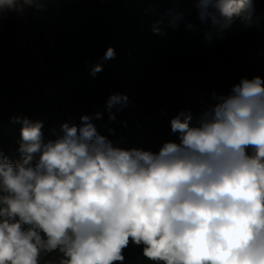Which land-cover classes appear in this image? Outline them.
<instances>
[{
  "label": "clouds",
  "instance_id": "clouds-1",
  "mask_svg": "<svg viewBox=\"0 0 264 264\" xmlns=\"http://www.w3.org/2000/svg\"><path fill=\"white\" fill-rule=\"evenodd\" d=\"M21 3L32 0H0V13ZM196 8L218 38L235 17L245 27L260 20L253 0H196ZM168 15L172 28L184 19ZM115 55L109 47L105 59ZM211 98L200 114L172 116L177 139L157 152L101 134L95 121L106 111L115 123L131 103L118 92L48 138L42 121L12 117L22 159L0 152V264H42L52 252L60 258L43 264H122L130 242L155 264H264V78L241 77Z\"/></svg>",
  "mask_w": 264,
  "mask_h": 264
},
{
  "label": "rangeland",
  "instance_id": "rangeland-1",
  "mask_svg": "<svg viewBox=\"0 0 264 264\" xmlns=\"http://www.w3.org/2000/svg\"><path fill=\"white\" fill-rule=\"evenodd\" d=\"M163 1L124 0L119 8L116 0L73 2L89 13L103 16L105 21L116 15V10L121 14L116 26L126 35H118V44L128 64L115 71L112 90L116 92L118 87L131 101L126 107L130 119L121 118V112L115 113L134 137L128 149L136 147L157 152L165 141L177 139L170 134L169 119L178 111L191 109L194 114H200L215 103L211 98L213 92L227 94L241 77L264 78V0L255 10V16L260 17L258 26L243 24L234 32L223 31L222 38L217 37V29H212L209 31L212 39H206L202 46L183 42L174 35L177 27L169 26L170 10ZM21 4L17 9L0 13V20L19 23L22 12L33 15L41 32V60L56 73L53 74L55 83L49 77H43V83L55 86L51 94L56 91L62 99L56 116L54 111L55 125L69 118L75 121L80 110L91 107L89 101L93 95L83 93L79 78L60 71L56 54L57 32L64 28L60 14L55 12L47 19ZM25 31L22 26L14 52L22 60L31 56L37 59L35 50L28 46ZM42 41L47 48L42 47L44 55L40 49ZM83 43L88 47L101 46L92 38ZM158 127L162 131H155Z\"/></svg>",
  "mask_w": 264,
  "mask_h": 264
},
{
  "label": "trees",
  "instance_id": "trees-1",
  "mask_svg": "<svg viewBox=\"0 0 264 264\" xmlns=\"http://www.w3.org/2000/svg\"><path fill=\"white\" fill-rule=\"evenodd\" d=\"M123 1L116 0V7L119 8ZM260 1L253 0L255 10L261 4ZM73 2L74 0H32L31 4L22 3L21 6L29 7L31 11L47 19L55 12L60 14L61 25L64 27L62 31L57 32L56 37V54L60 71L79 78L83 93L93 95L92 100L89 101L91 107L76 114L74 119L79 123L82 115L103 110L110 94L117 92L123 94L118 87L116 92L112 90L113 84L115 85L113 75L117 68L127 65L128 61L120 52L118 44V35H126L123 29L116 26L121 20V14L116 10V15L105 21L103 16L89 13L88 9ZM163 2L169 10L183 14L184 17L174 35L183 42L202 46L209 31L215 28L210 21L202 23L199 20L196 0H164ZM188 24L193 27L189 28ZM243 24L240 17H235L230 27L224 31L234 32ZM22 26L24 24L21 22L0 20V152H3L13 163L20 161L22 154L18 151L21 124L14 123L12 117L23 116L32 121H42L43 128L47 130L55 120L52 85L45 86L43 83V77L48 76L40 67L38 59L31 56L22 60L14 52ZM89 38L99 41L101 46H86L83 42ZM43 43L42 41L40 49L44 55ZM109 47L115 50L116 55L114 58L105 59ZM231 61V64H234L232 59ZM97 65H101L102 70L93 76L92 70ZM51 71L56 74L53 68ZM121 113V118L125 120L131 118L126 108ZM158 118H160L159 112ZM95 122L101 134L108 135L113 141L121 140L120 147L128 149L134 141V137L120 123V117H116L115 123L109 124L105 111L103 119ZM105 124L114 129V135L107 133ZM155 131H162V128L158 127ZM142 249L143 245L135 243L128 245L122 253L124 256L122 264H155L143 256ZM59 258L58 252L49 253L43 257L42 264L44 261Z\"/></svg>",
  "mask_w": 264,
  "mask_h": 264
},
{
  "label": "built area",
  "instance_id": "built-area-1",
  "mask_svg": "<svg viewBox=\"0 0 264 264\" xmlns=\"http://www.w3.org/2000/svg\"><path fill=\"white\" fill-rule=\"evenodd\" d=\"M20 21H21V24L23 23L24 26H26L25 29H26V35L28 38L29 48H31L32 50H35V52L37 53L36 55H38L37 59L40 64V67L45 71L49 79H51L53 83H55V79L53 76L54 73L50 70L48 66L44 65L41 60L42 55H41V52L39 51V42L41 40V32H40L39 25L37 24V22L34 21L33 15L28 14L27 12H22ZM53 89H55V86H52V90ZM52 97H53V104H54L53 106H54V111H55V116H56V113L58 112L60 108L62 99H61L60 94L56 91H54V93L52 94ZM52 127H58L55 125L54 121L52 122L50 128ZM49 130L43 128L45 138L49 137Z\"/></svg>",
  "mask_w": 264,
  "mask_h": 264
}]
</instances>
